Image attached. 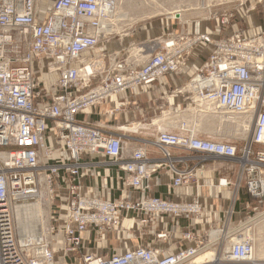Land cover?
Returning <instances> with one entry per match:
<instances>
[{
  "label": "built area",
  "instance_id": "1",
  "mask_svg": "<svg viewBox=\"0 0 264 264\" xmlns=\"http://www.w3.org/2000/svg\"><path fill=\"white\" fill-rule=\"evenodd\" d=\"M244 1L212 0L215 27L232 26L237 15L264 2L241 10ZM118 3L0 0V264H258L248 231L249 222L264 213V33L246 36L235 29L213 37L180 13L173 18L184 28L158 37L142 61L118 55L106 64L104 44L112 34L105 24ZM200 47L207 50L205 59L188 66ZM179 74L187 80L177 94L195 118H249L242 145L182 124L177 132L158 128L152 140L127 150L117 133L77 119L139 86ZM147 144L158 157L148 154ZM171 148L193 153L197 164L188 166ZM100 153L125 174L134 196L109 199L82 190L80 174L89 162L81 157ZM216 159L234 165L244 181L250 197L241 203L244 219L224 230H171L165 217L184 216L195 224L202 204L197 196L175 201L154 195L147 180L165 170L172 187L184 186ZM217 184L229 182L221 177ZM114 230L122 241L104 254L102 240ZM130 238L137 243L127 247ZM223 242L228 245L221 247Z\"/></svg>",
  "mask_w": 264,
  "mask_h": 264
},
{
  "label": "crops",
  "instance_id": "2",
  "mask_svg": "<svg viewBox=\"0 0 264 264\" xmlns=\"http://www.w3.org/2000/svg\"><path fill=\"white\" fill-rule=\"evenodd\" d=\"M254 3L255 0H245L240 9L248 8ZM181 18H185L184 14H181ZM233 22L232 26H226L220 30L215 27V22L210 19L208 13L207 18H198L194 27L199 32L211 30L213 37H219L223 32L228 33L229 30L235 29L242 30L246 36L264 33V2L257 4L255 9L243 16L237 15ZM183 28L184 25L181 21L172 18L169 24L162 28V35L166 32H178ZM157 34L158 32H154L150 35ZM120 43L119 47L121 48L124 44L122 41ZM193 53L187 62L191 67L205 59L207 50L200 47ZM186 80L187 76L184 74L163 77L148 86H139L135 91L130 90L103 105L86 110L84 113L78 114L77 119L103 126L106 131L117 133L125 142V148L131 150L142 140H152L156 136L158 128L177 132L182 123L187 122L186 119L190 117L186 118L185 114L192 112V108L189 102L176 91ZM117 103L120 104L119 109L108 114V109ZM202 135L207 136L206 133H202ZM147 146L148 154L158 157V153L150 145L147 144ZM171 152L175 156L186 158L188 166L197 164L193 153L187 150L171 148ZM81 159L89 162V165L80 174L83 191L109 199L134 196V191L124 182L125 174L101 153L94 157L84 154ZM176 165L184 166L183 163H176ZM221 177H226L229 184L218 186L217 179ZM147 182L152 188V194L163 198L175 201H189L195 196L199 198L203 210L195 224L184 216L165 217L169 228L173 231L191 228L202 232L206 231L210 225L221 230L229 228L232 224L244 219L241 203L250 200L237 168L225 159L206 162L203 170L195 176V181L184 186L172 187V176L165 170L154 173ZM126 223L127 221L122 219V225L126 226ZM121 241L122 234L119 230L108 231L102 240V246H105L103 253L108 254L111 248L119 246ZM176 242L178 244L185 243L179 240ZM125 243L127 247H132L136 245L137 240L130 238L125 240ZM86 249H92L94 252L100 250L92 245Z\"/></svg>",
  "mask_w": 264,
  "mask_h": 264
},
{
  "label": "rangeland",
  "instance_id": "3",
  "mask_svg": "<svg viewBox=\"0 0 264 264\" xmlns=\"http://www.w3.org/2000/svg\"><path fill=\"white\" fill-rule=\"evenodd\" d=\"M156 1L157 0H122L121 1V4H119L118 7L120 6L121 9L122 6V12H119L120 16L118 17L117 22L119 21V19L121 20L123 13L124 14L127 13L128 15L122 22L121 28L122 27L123 28L120 29V31H113L112 33H110L112 34L111 36L112 38L109 40V42H106L104 44V47H107L109 54V59L106 58L104 60L106 64L109 63L110 59L118 55H120L121 58H127L128 62L131 63L132 62L137 63L138 61H142L143 60L142 55L149 52V49L146 48L152 47L155 44H156L155 46H157V41L159 39L158 37H160L163 33L162 28L168 25L171 19L176 16V14H169V11L171 12L173 11V9L169 10L167 9L168 7H172V6L179 7L181 5L180 13L184 14L185 17L184 20L195 19L196 20L195 23L198 22V18L200 17L207 18L209 9L213 10V8L211 7V3H209V0H159V2ZM164 7L166 8L165 10H163ZM127 21L129 22V24ZM124 23L127 24L125 25ZM154 32H158V34L155 36L150 35L151 33L154 34ZM120 41H122L124 44V46H121V48L119 47V45L121 44ZM137 47L140 48L142 47L143 49H146L147 52L146 51L139 52V49ZM118 49L119 50L121 49L122 51L121 50L119 51ZM188 116L189 113L188 114L186 113V118ZM189 117H194L193 110L192 113H190ZM197 119L198 118L195 119L190 118L188 122L189 126L192 122L197 121ZM186 121H188V119H186ZM182 124H186V126H188L187 123H182ZM199 128L200 129H198V132H200L201 134L206 133V135L210 138L230 139L236 142L238 145L243 144V139H245L248 134L246 132L245 136L227 135V134H223L222 131L219 130L214 131V129L206 130L205 128L203 129V127L202 128L199 127ZM235 138H239V140ZM262 218L260 220L263 221L264 215ZM257 220L252 224V228H251V232H252L251 236L254 239L255 253L257 247H259L260 245H264V231L261 233V235H258L256 233L257 225L259 223L258 222L259 220L258 221ZM213 229L215 230L217 228L215 227ZM227 245H228L227 242H223L221 244V247H226ZM256 258L259 259L258 261H256L258 264H264V257L261 258L256 256Z\"/></svg>",
  "mask_w": 264,
  "mask_h": 264
},
{
  "label": "bare ground",
  "instance_id": "4",
  "mask_svg": "<svg viewBox=\"0 0 264 264\" xmlns=\"http://www.w3.org/2000/svg\"><path fill=\"white\" fill-rule=\"evenodd\" d=\"M121 1L122 0H119L120 3L117 4L113 15L108 20V22H106V24H105L106 32L112 33L113 31H120V29L123 28V27L121 28L122 22L127 17L128 14L127 13L126 14L123 13L121 20L119 19V21L117 22V19L120 16L119 12H122V6H121V9H120V6L118 7V5L121 4ZM156 2H159V0H157ZM152 3H154V2H152ZM209 3L212 4V0H209ZM160 4H157V5H160ZM180 6L179 7L178 6H176V7L175 6L168 7L167 9H169V10L173 9V11H171V12L169 11V14H178V13H180L181 12ZM165 9L166 8L164 7L163 10H165ZM167 13H168V11H167ZM124 15H125V17H124ZM124 24L126 25L127 23H124ZM128 24H129V22H128ZM137 48L139 49V52H140V50L143 49L142 47L141 48L137 47ZM144 57H145V55H144ZM190 113H192V112H190ZM190 113H189V116H190ZM187 114H188V112H187ZM190 118H188V121H189ZM248 122H249V118H247L245 116H239V117L238 116H231V117L228 116V118L226 120H224V121H223L222 118H208V119L203 118V119H197V121L192 122L190 124V126L187 123L188 124L187 127H190L192 130H198V129H200L199 127H201V128L203 127V129L205 128L206 130H209V129H214V131L215 130L216 131L219 130V131H222L223 134H227V135L245 136V134H246V132L248 130V128H247L248 127ZM263 215H264V213H262L261 215H259V217H256L252 221L249 222V223H251V222L254 223L259 218L258 219L259 221L257 220L259 223H258V225L256 224L257 225L256 233L258 235H261V233L264 231V220L263 221L260 220L263 217ZM248 234L250 236L252 235L251 230L248 231ZM218 235H219L218 232L212 233V237L213 236L216 237ZM254 251H255V249H254ZM256 256L257 257H261V258L264 257V245H260L259 247L256 248V253L254 252V255L252 257L253 261H258L259 260L258 258H256Z\"/></svg>",
  "mask_w": 264,
  "mask_h": 264
}]
</instances>
